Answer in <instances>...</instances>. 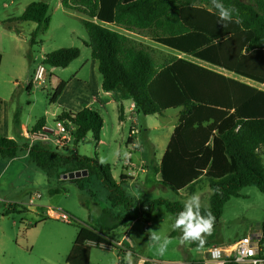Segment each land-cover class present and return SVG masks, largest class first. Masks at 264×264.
Here are the masks:
<instances>
[{"label": "trees", "instance_id": "1", "mask_svg": "<svg viewBox=\"0 0 264 264\" xmlns=\"http://www.w3.org/2000/svg\"><path fill=\"white\" fill-rule=\"evenodd\" d=\"M223 3L238 9L232 22L219 20L211 0H62L64 7L79 9L90 18L82 23L88 35L86 45L102 76L103 91L122 86L133 99L136 112L144 116L179 109L176 126L155 171L161 176L159 183L177 194L188 190L193 195L197 185L207 181L211 194L209 206L202 212L211 210L214 228L225 203L239 197L241 189L256 186L264 194V89L249 83L264 85V0ZM48 12L47 3L32 2L17 20L48 25ZM111 26L146 32L156 43L183 56L160 62L151 48ZM80 55L77 47L62 48L48 53L43 62L53 68H66ZM1 62L0 52V66ZM65 86V81L59 83L51 95L52 103ZM56 120L75 126L74 144L89 133L96 143L101 140L104 118L95 108L63 111ZM43 122L40 120L34 129L41 128ZM26 148L30 160L49 178L61 180L67 173L87 170L88 176L99 179L109 192L111 208L104 209L100 217L89 213L95 225L79 229L67 264H90L92 246L88 242L109 244L107 232L134 221L148 223L158 208H163L173 221L183 210L182 201L165 197L138 204L123 187L132 178L121 174L116 180L109 166L88 156H67L42 141ZM18 151L15 139L0 137L3 158L14 159ZM117 208L125 213H115ZM262 233L264 244V225ZM176 234L177 230L171 236ZM120 251L121 263L125 264L128 251ZM133 256L134 264H140ZM226 264L239 263L231 256Z\"/></svg>", "mask_w": 264, "mask_h": 264}, {"label": "rangeland", "instance_id": "2", "mask_svg": "<svg viewBox=\"0 0 264 264\" xmlns=\"http://www.w3.org/2000/svg\"><path fill=\"white\" fill-rule=\"evenodd\" d=\"M36 1L49 5L48 25L39 26L34 22L17 20L26 7ZM83 20L90 18L79 9L64 7L62 0H0V137L13 136L19 144L16 158L7 159L0 155V264H67L66 259L79 229L95 225L96 221L89 220V213L95 216L111 208L109 192L95 176H83L79 181L49 178L26 156L24 143L29 141L19 135L16 126L20 120L31 129L44 119L49 129H55L57 123L62 122L56 119L63 111H77L84 102L97 94L95 90L102 82V76L96 67V60L91 56L90 47L86 45L88 35ZM117 29L151 48L160 62L177 55L173 50L153 41L146 32ZM73 47L79 48L81 55L68 67L53 68L43 62L48 53ZM39 66L46 67L50 72L48 81L43 85L33 81ZM61 81H65L69 87L52 103L51 95ZM249 83L264 89V85ZM120 89L130 99L131 96L122 86ZM98 100L105 104L103 102L108 101V97H98ZM93 107L104 118L105 144L96 143L92 133H89L78 144H68L62 152L67 156H88L99 162L103 158V164L111 168L110 173L115 179H119L122 174V158L123 153L129 150L126 142L131 136V129L139 130L133 137L142 146V150L134 152V160L140 163V158L147 160L153 155H156L157 160L164 150L163 144L169 129L179 113V109H169L163 115L137 114L134 122L130 114L127 120H120L118 110L112 105L105 104L103 107L95 102ZM66 125L72 127L68 121ZM51 148L56 149L54 145ZM117 152L120 155H116ZM152 170L156 173L155 169ZM142 177L140 175V179ZM123 187L132 194L129 183ZM196 193L201 195L203 207L209 206L211 191L207 181L203 180L197 185ZM38 194L40 198L35 200L36 206L28 208L25 204ZM191 195L188 190L177 194L169 189L161 197L184 203ZM48 207L69 214L71 222L48 217ZM158 211L164 209L159 208ZM263 225L264 194L256 186H247L241 189L239 197H233L225 203L221 218L212 233L205 234L204 241L229 247L246 235L262 233ZM178 233L181 234L179 230ZM106 234L109 237L117 235L116 232ZM184 244L188 246L190 243ZM100 246L91 248V264H122L118 252ZM164 258L172 260L171 257Z\"/></svg>", "mask_w": 264, "mask_h": 264}, {"label": "crops", "instance_id": "3", "mask_svg": "<svg viewBox=\"0 0 264 264\" xmlns=\"http://www.w3.org/2000/svg\"><path fill=\"white\" fill-rule=\"evenodd\" d=\"M174 52L177 54L176 56H179V57L183 56V54H179L176 51ZM199 63L206 65V63H202V62H199ZM96 67H97V63H96ZM215 69H217L218 71H221L220 68L215 67ZM223 72L225 75L229 77L243 80V78L235 76L233 73L226 72V71H223ZM244 81H248V80L244 79ZM101 86H102V82L99 84L98 88L95 90L97 91V94H94L91 100L84 102V105L79 110L74 111L73 113L79 112L85 107L94 108L93 104L95 102H99L101 105H103V107H105V104H109L115 107L119 112L120 120L122 121L127 120L128 115L130 114L131 119L135 122V119L138 113L135 110V104H134L133 99L131 97L130 99L126 97L122 89H120V86H118L115 90L110 91V92L103 91ZM68 87H69L68 84H66L64 91H66ZM98 97L100 98L108 97V101L105 100V102H103L105 104H102V102L98 100ZM177 116L171 128L169 129V133L167 134V138H166L167 140L163 144L164 150L161 156H159L157 160H156V155H153L152 158L150 157L147 160H145V158L143 159V157L140 158L139 162L144 163L145 165V169H146L145 172H140L139 175L136 178H134L135 180L132 179L131 181L127 182L130 184V187L132 189L131 195L135 198L138 204L148 203L158 197H161L163 193H167L169 191V188H166L159 183L161 179L160 174L153 173L152 169H156V167L160 163V160L166 149L170 136L176 126ZM38 122L31 129H29L28 126H26V124L22 123L20 120L16 122L19 135L29 141V142H25L24 143L25 145L31 146L34 143L28 139V135L30 134V132L40 131L42 129L48 128L47 123L44 120V122L42 123V127L35 130L34 127L38 124ZM121 123H124V122H121ZM8 137L13 138V136H8ZM104 137H105V125L102 131L101 140L98 143L99 145L105 144ZM131 138L132 137L130 136L127 139V142H126L127 149L131 148L130 145L131 143L134 142V140L137 141L136 138L133 137L134 140H132ZM47 143L49 144L50 147L51 145H54L56 147V143L54 141H49ZM138 146L139 147L137 148V151L142 150V146L140 144H138ZM25 149H26V156H28L29 158V155H28L29 151L26 147ZM152 149L155 150V146L153 144H152ZM59 152L64 154L62 150H59ZM152 166H155V167L153 168ZM140 175H143L142 179H140ZM158 209L154 213L152 220L148 223L134 221L133 223L129 224L126 227L121 226L113 230L112 232L117 233L116 237L110 236L111 238L110 237L108 238L109 244H102L100 247L103 249L110 250V251L114 250L118 252L119 260L123 258L122 257L123 255L120 249L131 251L133 252L134 255L139 257L140 264H141V261L142 262L149 261L152 264H191L192 262L205 261L209 256L207 253L208 249L211 246H214V244H211V246L205 247V246H200L199 242L190 243L188 246L184 243L183 244L180 243V239L178 238L181 235L180 233L176 234V236H171V233L175 231L173 229V224H174L173 219L171 218L169 214L166 213L165 210L158 211ZM115 210L120 211L119 214L125 213V211L122 210V208H117ZM33 211L38 212L37 210H33ZM157 213L158 215H160L159 219L157 218L158 216ZM101 215H102V212L95 216L100 217ZM150 230L157 231L162 239L168 238L171 241V243L168 245L167 250L164 254L161 255L159 251H157L158 245L156 244V242L151 241L149 239L151 236ZM135 232H136L135 234L136 236L131 235V234H134ZM138 240H140V243ZM206 242L207 241H205L204 243ZM87 244L92 247L97 246L96 244L92 242H88ZM199 246H200L199 249H195V247L198 248ZM136 250L140 252L138 253L136 252ZM164 257H171L172 260H164V259H167Z\"/></svg>", "mask_w": 264, "mask_h": 264}, {"label": "built area", "instance_id": "4", "mask_svg": "<svg viewBox=\"0 0 264 264\" xmlns=\"http://www.w3.org/2000/svg\"><path fill=\"white\" fill-rule=\"evenodd\" d=\"M50 72L44 66H39L34 73V79L37 84L43 85L49 79ZM70 125H72L70 123ZM75 126L72 125L68 128L66 121L58 122L55 129H42L40 131L30 132L28 139L31 142H49L54 141L56 143V149L62 150L68 144L74 142V131ZM139 130L136 128L131 129V137L138 134ZM131 138V139H132ZM33 143V144H34ZM131 148L128 150V156L122 158V174L129 178H136L140 172H145L144 163H137L134 160L133 154L137 151L138 143L134 140L131 143ZM40 198L38 194L36 198H30L29 202L25 205L36 206L35 200ZM47 216L50 218H55L63 220L65 222H71V216L61 210H54L53 208H47ZM263 233H254L252 235H246L229 247L222 246H211L207 253L208 258L202 262V264H226L229 257H234L235 261L239 264H260L264 262V244H262ZM229 249L230 252L229 253Z\"/></svg>", "mask_w": 264, "mask_h": 264}, {"label": "clouds", "instance_id": "5", "mask_svg": "<svg viewBox=\"0 0 264 264\" xmlns=\"http://www.w3.org/2000/svg\"><path fill=\"white\" fill-rule=\"evenodd\" d=\"M211 4L218 11L219 20L223 22H232L233 14L238 16V9L234 6L226 7L223 0H211ZM116 155H120L119 152ZM125 157L129 154L123 153ZM100 163H105L101 158ZM203 203L199 193H195L184 201L183 210L175 217L173 229L181 232L180 243H194L199 242L202 246L204 244L205 234L210 235L214 229L215 216L211 210H204L202 212ZM150 240L155 241L158 245V251L162 255L166 252L171 241L168 238H161L155 230H150ZM125 264H134V256L131 251H128L124 257ZM141 264L143 262L141 261Z\"/></svg>", "mask_w": 264, "mask_h": 264}, {"label": "water", "instance_id": "6", "mask_svg": "<svg viewBox=\"0 0 264 264\" xmlns=\"http://www.w3.org/2000/svg\"><path fill=\"white\" fill-rule=\"evenodd\" d=\"M83 176H88L87 170L74 171V172L67 173L63 176V179H75V178H81Z\"/></svg>", "mask_w": 264, "mask_h": 264}]
</instances>
